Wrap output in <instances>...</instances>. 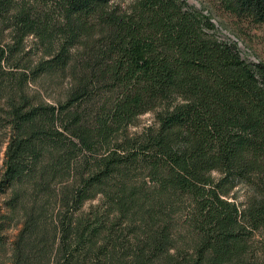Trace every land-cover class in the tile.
<instances>
[{
    "label": "trees",
    "instance_id": "16d2710c",
    "mask_svg": "<svg viewBox=\"0 0 264 264\" xmlns=\"http://www.w3.org/2000/svg\"><path fill=\"white\" fill-rule=\"evenodd\" d=\"M216 2L264 24V0ZM6 14L0 264H264L263 61L184 0H0ZM45 76L67 80L53 100L30 88Z\"/></svg>",
    "mask_w": 264,
    "mask_h": 264
},
{
    "label": "rangeland",
    "instance_id": "374dc122",
    "mask_svg": "<svg viewBox=\"0 0 264 264\" xmlns=\"http://www.w3.org/2000/svg\"><path fill=\"white\" fill-rule=\"evenodd\" d=\"M20 1V0H13ZM188 5L197 9L200 14L207 16L213 23L215 33L218 37L223 39H230L236 42L239 54L246 60L256 61L260 60L264 62V24L254 23L244 17H235L229 12L220 8L216 0H184ZM9 14H6V20L0 21V41H8L11 38V22L8 18ZM32 39V35H27L25 38L26 45L29 44ZM30 47L32 56H35V46L27 45ZM44 84L47 87L46 92H43V96L48 100H53L55 96L64 91L67 85V80L63 78H54L45 76L41 78V82H31L30 88L41 89L40 85ZM151 114L144 113L140 116V120L143 122L150 121ZM6 128L0 126V173L3 168L4 149L6 146V137L4 133ZM213 176H217L216 171H212ZM237 194V199L242 198L244 194V186L237 184L233 187ZM97 199L93 198L90 202L96 203ZM85 203V207L90 203ZM17 224H12L6 231L7 236L11 239L17 232ZM115 236L120 235L121 238L118 241L125 240L126 245L129 244L126 238V232L120 229H114ZM117 237V236H116ZM125 246V245H124ZM2 257V256H0ZM4 257V256H3Z\"/></svg>",
    "mask_w": 264,
    "mask_h": 264
}]
</instances>
